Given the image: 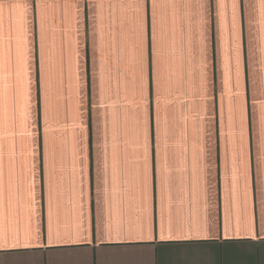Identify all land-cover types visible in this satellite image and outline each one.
<instances>
[{"label": "crops", "instance_id": "crops-1", "mask_svg": "<svg viewBox=\"0 0 264 264\" xmlns=\"http://www.w3.org/2000/svg\"><path fill=\"white\" fill-rule=\"evenodd\" d=\"M0 264H264V0H0Z\"/></svg>", "mask_w": 264, "mask_h": 264}]
</instances>
